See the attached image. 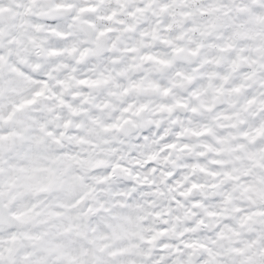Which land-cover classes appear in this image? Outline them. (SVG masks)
<instances>
[{
  "label": "clouds",
  "instance_id": "obj_1",
  "mask_svg": "<svg viewBox=\"0 0 264 264\" xmlns=\"http://www.w3.org/2000/svg\"><path fill=\"white\" fill-rule=\"evenodd\" d=\"M0 264H264V0H0Z\"/></svg>",
  "mask_w": 264,
  "mask_h": 264
}]
</instances>
